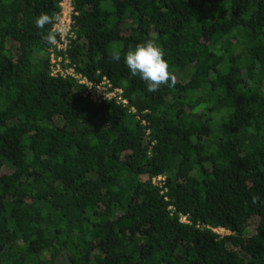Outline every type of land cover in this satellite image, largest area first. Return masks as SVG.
Here are the masks:
<instances>
[{"label": "trees", "instance_id": "obj_1", "mask_svg": "<svg viewBox=\"0 0 264 264\" xmlns=\"http://www.w3.org/2000/svg\"><path fill=\"white\" fill-rule=\"evenodd\" d=\"M61 1L0 0V264H264V0H74L68 66L127 106L51 75ZM149 39L175 87L131 76Z\"/></svg>", "mask_w": 264, "mask_h": 264}, {"label": "clouds", "instance_id": "obj_2", "mask_svg": "<svg viewBox=\"0 0 264 264\" xmlns=\"http://www.w3.org/2000/svg\"><path fill=\"white\" fill-rule=\"evenodd\" d=\"M38 29L48 28L46 34L42 31V39L51 45L57 43V38L68 31V26L64 22L60 12L49 14L42 12L35 20ZM165 50L154 39L139 43L134 49H129L123 56L124 63L130 71L131 76H139L146 84V91L157 92L161 86L169 88L175 87L177 83L176 75L170 70L168 60L165 59ZM110 59L115 62L121 60V51L114 49ZM253 204L259 203L258 197H253Z\"/></svg>", "mask_w": 264, "mask_h": 264}, {"label": "built area", "instance_id": "obj_3", "mask_svg": "<svg viewBox=\"0 0 264 264\" xmlns=\"http://www.w3.org/2000/svg\"><path fill=\"white\" fill-rule=\"evenodd\" d=\"M74 0H62L61 1V10L60 13L64 22L68 26V31L62 36L57 38V43L50 46V68L51 75L53 76H72L77 82L85 87V94L89 96L94 102L101 103L105 100H116L118 103L123 104L124 106L128 105V100L123 95V89L113 85L110 79L104 77L100 82H95L81 73H77L73 67L68 66L69 59L67 57V52L71 48L76 34L72 31L74 23ZM134 111V108L131 109ZM165 178L159 176L153 181L157 183L158 181L162 182ZM182 221L187 222L186 217L182 218ZM219 230L215 229L217 233H220Z\"/></svg>", "mask_w": 264, "mask_h": 264}, {"label": "rangeland", "instance_id": "obj_4", "mask_svg": "<svg viewBox=\"0 0 264 264\" xmlns=\"http://www.w3.org/2000/svg\"><path fill=\"white\" fill-rule=\"evenodd\" d=\"M220 231V234H227V233H229L228 231H225L224 230V232H222V230H219Z\"/></svg>", "mask_w": 264, "mask_h": 264}]
</instances>
